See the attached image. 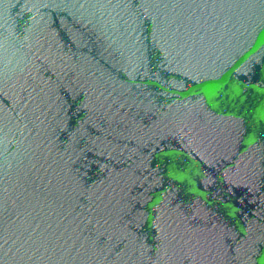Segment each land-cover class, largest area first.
Returning <instances> with one entry per match:
<instances>
[{"label":"water","instance_id":"95a60500","mask_svg":"<svg viewBox=\"0 0 264 264\" xmlns=\"http://www.w3.org/2000/svg\"><path fill=\"white\" fill-rule=\"evenodd\" d=\"M0 264H264V0H0Z\"/></svg>","mask_w":264,"mask_h":264}]
</instances>
